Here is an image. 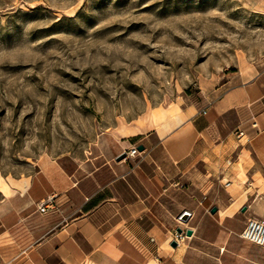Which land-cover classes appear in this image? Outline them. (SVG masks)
I'll list each match as a JSON object with an SVG mask.
<instances>
[{"label":"rangeland","instance_id":"obj_1","mask_svg":"<svg viewBox=\"0 0 264 264\" xmlns=\"http://www.w3.org/2000/svg\"><path fill=\"white\" fill-rule=\"evenodd\" d=\"M263 70L264 0H0V181L42 170L100 185L143 142L119 122L210 104ZM249 218L264 223V199L200 231L188 258L264 264V245L240 237Z\"/></svg>","mask_w":264,"mask_h":264},{"label":"crops","instance_id":"obj_2","mask_svg":"<svg viewBox=\"0 0 264 264\" xmlns=\"http://www.w3.org/2000/svg\"><path fill=\"white\" fill-rule=\"evenodd\" d=\"M219 92L207 105L151 108L152 124L126 137L143 150L100 185L64 188L42 170L4 180L0 264H193L200 231L264 199V70ZM48 197L54 209L39 214ZM183 212L192 235L173 248Z\"/></svg>","mask_w":264,"mask_h":264},{"label":"built area","instance_id":"obj_3","mask_svg":"<svg viewBox=\"0 0 264 264\" xmlns=\"http://www.w3.org/2000/svg\"><path fill=\"white\" fill-rule=\"evenodd\" d=\"M36 209L39 214H47L50 210L54 209L53 197H48L45 200L38 202ZM189 214L188 212H183ZM183 237L182 234L174 232V240L178 242ZM240 237L242 240L255 245H264V223L255 218H249L245 222Z\"/></svg>","mask_w":264,"mask_h":264},{"label":"bare ground","instance_id":"obj_4","mask_svg":"<svg viewBox=\"0 0 264 264\" xmlns=\"http://www.w3.org/2000/svg\"><path fill=\"white\" fill-rule=\"evenodd\" d=\"M155 116V111L149 109L144 114L140 115L139 118L135 120V124H128L123 121L119 122L118 131L125 137L138 135L139 132H142L143 126H150ZM0 189L5 191L6 185L0 181ZM184 236L182 237V239Z\"/></svg>","mask_w":264,"mask_h":264},{"label":"water","instance_id":"obj_5","mask_svg":"<svg viewBox=\"0 0 264 264\" xmlns=\"http://www.w3.org/2000/svg\"><path fill=\"white\" fill-rule=\"evenodd\" d=\"M137 150H138V151H142V150H143V146H142V145L137 146ZM245 210H246V207H243L241 211L244 212ZM216 211H217V208H216L215 206H213V207L211 208V210H210V213L214 214ZM188 217H189V214L182 213V214L179 216V219H181L183 222H187ZM176 232H177L178 234L185 233V235L188 236V237L192 235V231H191L190 229H187V230L184 231L183 229H181V228L178 227V228L176 229ZM177 245H178V244H177L176 241H172L171 244H170V246L173 247V248H176Z\"/></svg>","mask_w":264,"mask_h":264}]
</instances>
